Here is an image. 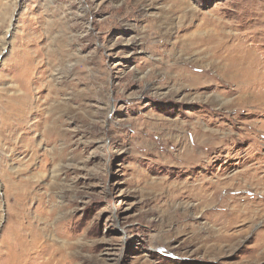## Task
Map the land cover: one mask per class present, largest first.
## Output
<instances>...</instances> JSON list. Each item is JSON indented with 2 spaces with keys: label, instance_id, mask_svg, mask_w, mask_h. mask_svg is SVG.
<instances>
[{
  "label": "rangeland",
  "instance_id": "rangeland-1",
  "mask_svg": "<svg viewBox=\"0 0 264 264\" xmlns=\"http://www.w3.org/2000/svg\"><path fill=\"white\" fill-rule=\"evenodd\" d=\"M0 264H264V0H0Z\"/></svg>",
  "mask_w": 264,
  "mask_h": 264
},
{
  "label": "bare ground",
  "instance_id": "bare-ground-1",
  "mask_svg": "<svg viewBox=\"0 0 264 264\" xmlns=\"http://www.w3.org/2000/svg\"><path fill=\"white\" fill-rule=\"evenodd\" d=\"M208 39H209V38H208ZM245 68H246V67H245ZM241 71H242V70H241ZM245 72H246V71H245ZM239 73H240V72H239ZM254 73H255V72H254ZM257 74H258V73H257ZM227 76H228V75H227ZM256 77H257V76H256ZM256 77H255V78H256ZM231 78H232V77H231ZM185 152H186V153H189L190 150L186 149ZM188 156H189V155H188ZM205 203H206V202H205ZM241 207H242V206H241ZM239 208H240V207H239ZM243 208H244V207H243ZM241 209H242V208H241Z\"/></svg>",
  "mask_w": 264,
  "mask_h": 264
}]
</instances>
